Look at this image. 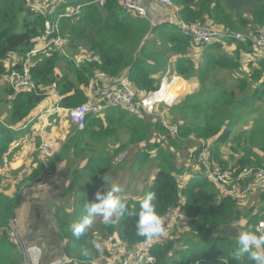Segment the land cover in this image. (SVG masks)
<instances>
[{"label":"trees","instance_id":"trees-1","mask_svg":"<svg viewBox=\"0 0 264 264\" xmlns=\"http://www.w3.org/2000/svg\"><path fill=\"white\" fill-rule=\"evenodd\" d=\"M180 7L179 16L186 23L202 22L225 29L231 34L240 32L252 26L264 27V0L254 3L250 19L239 12L232 14L224 5L223 0H170ZM122 0H62L53 2L54 11L46 17L34 14L25 6L24 0H0V92L5 98L0 99V165L9 145L14 140V126L28 117L33 109L44 99L47 89L52 88L60 98L58 107L63 109L80 106L87 100L85 90L89 80L98 72H103L111 80L119 81L127 77L138 94H147L158 88L160 77L166 72L167 64L172 75L186 81L196 79L199 89L185 95L179 102L171 105L172 117L178 127L177 136L170 135L169 130L161 124L149 122V118L137 117L124 109L108 107L99 117L89 114L86 117L84 129L69 138L55 154L49 163L54 169L56 163L67 157H79L84 150L80 149L81 139L102 142L109 134H115L121 128L126 129L128 145H140L149 142L153 128L159 135H165L167 144L172 150L161 148V143H153L143 148L139 160L150 157L148 151H157L154 160L156 172L153 175L148 191L156 193V211L160 218L169 210L178 208L179 193L184 198L180 207L185 212L184 228L186 229L177 239L166 240L151 247L155 264H208L215 260H224V264H252L244 256L240 260L233 259L237 249V240L222 230L231 226L242 216L237 202L229 197L217 201V188L202 176V167L198 162L201 147L194 144L191 159L198 169L186 182L183 189L179 188L186 170L176 167L174 150H180L182 144L192 138L209 141L208 146L215 164L227 167L225 162L216 157L223 144L228 143L233 130L238 123L259 110L260 117L255 119L253 127L243 134L242 138L235 136L238 141L245 140L248 149L258 148L264 153V118L261 109L255 106L264 100V58L253 64L248 63L249 73L237 78V86L231 87L220 80L219 73L223 72L232 77L233 74H244L242 55L252 53V44L246 40H226L227 45H235L232 54L222 51L224 45H196L171 24L154 26L147 20L135 18L121 5ZM80 6V14L73 18H61L58 22L61 34L68 40L67 52L71 56L81 51L91 54L97 60L82 62L76 67L71 60L66 59L60 51L39 53L33 59L31 74L36 86V92H19L14 94L5 84L7 77L19 70L21 59L30 52L44 32L46 20L53 22L59 14L72 7ZM201 50L199 60L194 58L193 50ZM192 53V54H191ZM191 54V55H190ZM173 56L174 58L170 59ZM171 62V63H170ZM56 68L64 70L57 75ZM2 95V96H3ZM247 115V116H246ZM170 117V116H169ZM205 144V143H204ZM124 145L112 155L95 154L87 159L82 170L90 176H103L113 170L114 158L122 151ZM146 151L144 152V150ZM212 154V155H211ZM189 158V159H190ZM213 162V160H212ZM214 163V162H213ZM233 168L256 166L264 168V159L254 155L252 151L237 159ZM43 166L39 165L29 179L42 173ZM76 173V172H75ZM81 180V175H74L72 182ZM18 194L13 198H0V230L7 225L9 219L15 216ZM127 204L133 215L125 216L117 223L100 229L103 233L87 232L84 237L76 240L71 235V224L59 217V232L66 239L64 252L69 258L65 264H85L95 258L105 257L96 251L94 241L106 235H116L133 246L145 240L136 235V212L140 200L130 201L121 199ZM260 220V219H259ZM258 222L257 216L247 217L248 229L254 231ZM255 232V231H254ZM177 234V233H176ZM220 234V235H219ZM187 237L190 242L184 244ZM79 242L80 249H71L73 242ZM82 249H88L90 255H82ZM21 256L15 251L6 238L0 234V264H21ZM139 264H148L141 262Z\"/></svg>","mask_w":264,"mask_h":264},{"label":"built area","instance_id":"built-area-1","mask_svg":"<svg viewBox=\"0 0 264 264\" xmlns=\"http://www.w3.org/2000/svg\"><path fill=\"white\" fill-rule=\"evenodd\" d=\"M146 0H122L121 5L129 11L135 18H142L152 24V19L145 7ZM157 5L169 9L177 18L176 26L196 45H211L222 43L228 39L237 41L246 40L252 44V53L248 54V63H257L264 58V27H255L249 35L241 33L231 34L229 31L218 28L214 25L202 22L186 23L180 16V7L175 6L170 0H153ZM101 2V0H100ZM25 6L34 14L45 16L52 14L54 6L48 0H24ZM80 6L72 7L51 23L48 20L44 23V32L39 37L35 47L26 54L20 61L19 70L13 71L7 77V84L14 94L19 92H36L31 68L33 59L39 53L47 51H60L61 54L78 67L82 62L97 60L91 54L80 52L76 56H71L67 52L66 46L68 40L61 34L59 29V20L61 18H73L80 14ZM175 76H169L164 73L159 80L158 88L147 94H138L135 88L130 84L127 77L119 81L111 80L103 72H98L89 80L85 90L87 100L80 106L65 109L71 124L77 132L84 129L86 117L89 114L99 116L108 107L124 109L128 113L137 117L155 116L157 106L162 104H174L176 96L171 93L175 90L177 84ZM114 81V82H113ZM161 124L169 130L171 136L176 137L178 127L162 120ZM201 152L198 156V162L202 167V176L206 177L217 188V201L229 197L237 203L253 193L264 192V168L256 166H244L243 168H226L212 162L208 146L200 142ZM40 165L43 166L42 173L35 176L30 185L36 190H42L48 187L55 176V171L49 168V163L55 153L50 144L43 140L37 148ZM185 182L180 183L179 188L183 189ZM23 191V189H22ZM179 206L176 209L169 210L162 218L163 235L152 239L143 240L136 245L129 246L121 241L116 235H106L97 242L101 244V255L105 257L103 264H139L146 262L155 264V257L151 254V247L155 244L163 243L173 238L175 225L185 220V212L181 211L184 198L179 193ZM254 231L257 235L264 234V216L254 225ZM5 233L8 243L14 247L15 251L21 256L22 264H36L35 258L27 246L24 235L19 230V221L15 215L9 219L7 225L0 230V234ZM70 260L65 258L53 264H65Z\"/></svg>","mask_w":264,"mask_h":264},{"label":"crops","instance_id":"crops-1","mask_svg":"<svg viewBox=\"0 0 264 264\" xmlns=\"http://www.w3.org/2000/svg\"><path fill=\"white\" fill-rule=\"evenodd\" d=\"M57 2H62V0H58ZM145 7H147L148 14L151 17L152 24L154 26H159V24L175 25L177 23V18L174 13H172L169 9L157 5L153 0H146ZM222 44H227L226 40L223 41ZM234 47L235 46L233 45H227L229 50L226 52L232 54ZM193 51L194 52L192 53H195L193 55L194 58L199 60L202 56L200 53L201 50L197 49ZM76 55L77 54H75V56ZM173 58L174 57L171 56L169 61ZM248 60L249 56L242 55V65L245 66L246 69L249 67L247 62ZM169 65L170 64L168 62V68L165 73H169V76H174L170 71ZM62 73H64V70L56 68L57 75ZM176 78L180 81L182 80L184 83H193L196 81L194 78L189 81L178 77ZM194 83H196L198 86L197 81ZM198 89L199 86L197 87V90ZM49 94L50 97L45 98L38 106H36L28 117L21 121L20 124L11 128L12 132H14V140L9 145L0 165V198H13L18 194L19 197L15 215L19 221V230L22 235H24L27 246L33 254L36 264H53L68 258V256H66V252H64L66 239L61 237V234L58 230L61 222L58 218L62 217L67 223L68 219L66 218V215L73 214L75 212V207L80 204L81 196L87 193V191L84 193L82 187V181H84L82 179H87L85 177L90 175L86 171L82 170L87 159L93 156L94 153L100 151V153H102L104 156L112 155L114 153L105 154L102 151V148L107 147L103 146V144L109 142V140L93 143L94 141H91L87 138H82L80 149L83 147L85 149L88 148L90 151L87 152L84 150L83 153L77 158L70 156L56 163L53 169V171H55V176L50 185L42 190L34 189L30 185V182L33 178L29 179V177L40 165L36 150L41 141H47L50 144L52 151H54L55 154H58L60 152L59 150L61 149V146L69 138L76 134V130L71 124L66 110L58 107V102L60 100L58 95L53 91H49ZM50 105H52V108L49 107ZM101 115H99V117ZM0 119L4 120V117ZM113 148L115 151L118 150L116 146H112V149ZM226 166V168L234 167L233 165ZM112 169L113 170L109 172H105L103 176H91L97 179L96 185L90 187L91 192H93L95 189V192L99 191L103 193L109 190L112 183H116L121 188V192L119 194L122 195V197L120 198L128 197L127 195L134 191L133 188H130L129 182H131L132 185L136 184L139 186L142 179H137L136 181L131 177V180L129 176L128 179H126L127 175L119 177L117 174H119L120 171H117L114 166ZM189 171L190 170H188V172ZM75 174L81 175V180L77 183L72 182ZM189 178H186L185 175L182 177L184 182H186ZM125 181H127L126 184L121 186ZM89 197L92 203V197L90 195ZM248 197H250V195ZM253 199L254 202H257L256 205L252 204ZM259 199L260 198L258 197H246L245 200L241 201L243 206L246 205L247 207H250V209L254 207L258 208L253 212H248L253 216H257L258 220L259 217L262 218L264 215V210H261L264 209V203H260ZM82 202L83 203H81L80 206L85 205L84 199ZM250 214L245 216V224L241 225L244 229L247 226V217ZM240 219H242V217ZM235 225L236 224L233 223L231 226L225 228V230H222L221 233L230 234L231 232H236L239 234L241 231H243L242 229H234L233 227ZM248 228L247 230H250ZM101 259L102 257L95 258L92 261L85 262V264H103L105 261L101 262ZM214 262H220V264H224V260L221 259L215 260Z\"/></svg>","mask_w":264,"mask_h":264},{"label":"rangeland","instance_id":"rangeland-1","mask_svg":"<svg viewBox=\"0 0 264 264\" xmlns=\"http://www.w3.org/2000/svg\"><path fill=\"white\" fill-rule=\"evenodd\" d=\"M48 1H50V3L53 4V2H57L58 0H48ZM256 1L257 0H223L224 5L226 6V8L229 12H231L232 14L240 12L242 14V16L246 19H250L251 12H252L254 3ZM255 27H258V26L250 25V27H248L247 29L241 30L238 33H241L244 36L249 35ZM233 46H235V45H233ZM222 49H223L222 51H228L229 50V48H227V44H224V47ZM230 49H232V48H230ZM249 71H250V68L246 69L245 66H243L244 74H239V75L233 74L232 77H230L229 75H226L225 73L221 72L218 74V76L220 77V80L223 78L225 80L224 81L225 83H227L228 85L233 87L235 85L237 86V84H236L237 78L244 76L246 73H249ZM194 82H196V81H194ZM194 82L193 83L186 82L185 86L182 85L183 89H181L180 92L176 93L177 94L176 95L177 101L174 104L179 102L185 95H187V94L190 95L191 93H193L197 90L198 86ZM5 84H7V82ZM178 84H180V81H177V84L174 85V88H176V86ZM49 91H53L52 88L46 90L45 98L50 97ZM53 92L56 93L55 91H53ZM3 94L4 93L0 92V99L5 98V95H3ZM171 95L173 96V93H171ZM174 104H171V105H174ZM171 105H168V104L164 105L161 103V105L157 106L158 108H157L155 116H153V117L145 116V115L144 116L146 118H149L148 119L149 122L155 123L156 121L164 120L169 124L176 125V121L173 118H177V116L176 115L173 117L171 116L172 115V111L170 110ZM49 107L52 108V105H50ZM255 107L257 109H261V110L263 109L262 113H263V118H264V100H262V102L257 104ZM259 117H260L259 110H255V112H253V113H248V116L243 118L242 121L240 123H238V126L236 127V129L233 130V133L230 136L229 142L223 144L222 147L220 148L219 153L216 156L219 159V161H221V162L224 161L225 164L228 166L233 165V163L237 159L242 157L243 154L247 155V154H249L250 151H252V153H254V155L260 156L261 158L264 159V153H262V151L260 149H258V148H253L252 150L248 149L250 147V145H247L245 140L240 139L238 141V139L234 138L235 136L242 138L243 134H245V132H248L253 127L252 124H253L254 120L259 118ZM0 118H2V117H0ZM3 121L4 120L0 119V123H4ZM105 140L106 141L109 140V142H106L103 144V146H105V147L107 146L106 148H102V151L105 154H110V153L115 152V149L114 148L112 149V146H114V147L116 146L118 148V147L122 146V144H124V148H123L124 150L122 149V151L119 152L118 155L114 158L112 166H114V168L117 169V171H120L119 174H117L119 177H122L123 175H127L126 179H128V176L130 179L132 177V179L134 178V180H136V181H137V179H139V180L142 179L139 186H137L136 184L132 185V183L129 182L130 188H133L134 191L130 192L127 195L128 197H126L130 201L140 200L143 197L144 193L148 192V190H149L148 187L151 185L153 175L156 172V169H157L156 164L157 163H155L154 157H155L157 151L155 149L153 151L152 150L148 151L150 154V157L148 159L139 160V157L142 154L143 148L146 147L147 145H150L153 143H159V144L161 143V148H164L167 151L171 150L167 144L166 136L165 135H159L158 132L153 128L152 136H151V139L149 142H143L140 145H128L127 144L128 143L127 142L128 141V134L126 132V129L121 128L115 134L114 133L109 134ZM200 142H202V141L192 138L191 140L189 139V140L185 141L184 144H182L183 148H181L180 150H176V151L174 150L173 151L175 153L174 162H175L176 167H182V168L184 167L186 170L189 169L192 172V173L190 171L185 172L184 175L186 176V178L191 177L193 174L194 175L197 174V172H196V171H198V169H196L197 166L195 167L194 163H193L195 161V159H191L190 156H192L191 155L192 151L196 149L194 144L195 143L200 144ZM203 143H205V145L208 144V146H210V149L214 150L209 141L202 142V144ZM108 147H111V148H108ZM145 151H146V149L144 150V152ZM100 152H96L95 154H99ZM212 160L215 163L214 154L212 155ZM131 167H132V169H131ZM85 178H87V179H84V178L82 179V180H84V181H82V184H83L82 187H83L84 193L86 191H87V193L85 195L81 196L80 204L83 203L82 201L84 199L85 205H86L88 203H91V201L89 199L90 198L89 195L92 197V203L96 202L95 201V193H96L95 191L96 190L94 189V191L91 192L90 187H93L94 185H96L97 179L95 177H91L90 175L86 176ZM143 178H145V179H143ZM126 182L127 181H125L121 186L126 184ZM118 195H120V194H118ZM120 197H122V195H120ZM257 197L260 198L259 199L260 203H264V192L253 193L250 195V197L247 196V198H257ZM123 198H121V199H123ZM80 204L75 207V212L73 214L66 215L68 222H70L72 224L74 222H79L84 216L87 215L85 205L80 206ZM252 204L256 205L257 202L256 201L254 202V199H253ZM237 206L241 212L242 219L239 220L240 223H239V221L234 222V224H236V225L233 228L234 229L237 228L238 230L242 229L243 231H247L248 227L246 225H245L246 226L245 229L241 226V225L245 224V220H246L245 216L247 214H250V213H248L249 211L253 212L255 209H258V208L254 207V208L250 209V207H247L246 205L243 206L242 202L237 203ZM261 210H264V209H261ZM259 219H261V217H259ZM102 224H103V222H102V219L100 217H94L92 224L88 227L86 233L87 232H93V233H97L98 235L100 233H103L102 230L100 229ZM174 228H175V230L173 232V238H174V234L177 236V239H179L180 237L182 238V236H180V235L186 230L184 228V222L177 223ZM229 235L233 239L237 240L238 234L236 232H233V233L231 232ZM80 248H81V246L79 245V242L77 241V243H75V241H74L71 249H80ZM103 261H104V259L102 258L101 262H103ZM176 262H177V259H174L173 264H176ZM209 264H220V262H213V263H209Z\"/></svg>","mask_w":264,"mask_h":264},{"label":"clouds","instance_id":"clouds-1","mask_svg":"<svg viewBox=\"0 0 264 264\" xmlns=\"http://www.w3.org/2000/svg\"><path fill=\"white\" fill-rule=\"evenodd\" d=\"M121 188L118 184L112 183L109 190L103 193H95V201L85 205L87 215L79 222L71 224V235L79 240L86 235L88 227L92 224L94 217H100L106 226L113 225L125 216L133 215L128 211L127 204L118 195ZM156 193L148 191L144 193L139 202V210L135 213L138 217L135 223L136 235L152 239L163 235V224L157 211L155 201ZM96 251H102L101 244L94 241ZM82 255H90L88 249H82ZM244 256L252 264H264V234L257 235L252 230L241 231L237 236V249L233 253V259L240 260Z\"/></svg>","mask_w":264,"mask_h":264},{"label":"bare ground","instance_id":"bare-ground-1","mask_svg":"<svg viewBox=\"0 0 264 264\" xmlns=\"http://www.w3.org/2000/svg\"><path fill=\"white\" fill-rule=\"evenodd\" d=\"M177 81H180V80H177ZM182 85H184L185 86V83L184 82H182V80L180 81V84H178L177 86H176V88H175V90H173V96L175 95H177L176 93H178V92H180L181 91V89H183V87H182Z\"/></svg>","mask_w":264,"mask_h":264},{"label":"water","instance_id":"water-1","mask_svg":"<svg viewBox=\"0 0 264 264\" xmlns=\"http://www.w3.org/2000/svg\"><path fill=\"white\" fill-rule=\"evenodd\" d=\"M190 242V237H187L184 244H188Z\"/></svg>","mask_w":264,"mask_h":264}]
</instances>
